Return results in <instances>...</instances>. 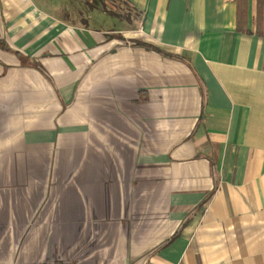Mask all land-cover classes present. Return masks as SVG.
Segmentation results:
<instances>
[{"label": "crops", "instance_id": "1", "mask_svg": "<svg viewBox=\"0 0 264 264\" xmlns=\"http://www.w3.org/2000/svg\"><path fill=\"white\" fill-rule=\"evenodd\" d=\"M254 3L0 0V264H264Z\"/></svg>", "mask_w": 264, "mask_h": 264}, {"label": "trees", "instance_id": "2", "mask_svg": "<svg viewBox=\"0 0 264 264\" xmlns=\"http://www.w3.org/2000/svg\"><path fill=\"white\" fill-rule=\"evenodd\" d=\"M236 1V29L239 31H245L249 33V30L244 26L247 15V0H235ZM255 17L257 22L255 24V33L264 37V0H255ZM110 14H114L110 12ZM210 193L202 201V205L209 199Z\"/></svg>", "mask_w": 264, "mask_h": 264}, {"label": "rangeland", "instance_id": "3", "mask_svg": "<svg viewBox=\"0 0 264 264\" xmlns=\"http://www.w3.org/2000/svg\"><path fill=\"white\" fill-rule=\"evenodd\" d=\"M116 5H117L118 9H120V12H122V15H124L123 10L125 9V6L124 5L121 6L120 3H118ZM255 11H256V9H255V3H254V14H256ZM121 18L123 19L122 16H121ZM256 22H257V18L255 17V24H256Z\"/></svg>", "mask_w": 264, "mask_h": 264}]
</instances>
